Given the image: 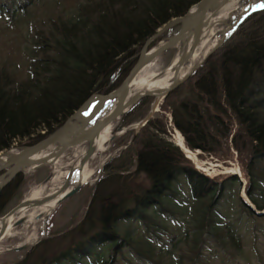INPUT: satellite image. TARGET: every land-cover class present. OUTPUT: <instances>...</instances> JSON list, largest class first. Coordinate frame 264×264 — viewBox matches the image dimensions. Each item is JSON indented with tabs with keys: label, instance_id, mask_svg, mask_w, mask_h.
Returning a JSON list of instances; mask_svg holds the SVG:
<instances>
[{
	"label": "trees",
	"instance_id": "trees-1",
	"mask_svg": "<svg viewBox=\"0 0 264 264\" xmlns=\"http://www.w3.org/2000/svg\"><path fill=\"white\" fill-rule=\"evenodd\" d=\"M198 1L75 0L64 5L60 0H0V31H18L23 48L18 65L0 62V151L15 142H38L91 95L115 89L143 42ZM159 107L161 113L132 133L126 149L103 166L81 220L45 234L13 264H121L115 256L122 250L141 264H211L230 250L241 251L240 236L232 224H221L213 207L223 191L233 184L238 189L239 182L234 175L218 181L199 174L163 137L172 130L164 114H170L187 150L220 161L234 151L247 200L256 210L264 208V9L248 14ZM129 114L120 123L135 120L127 119ZM178 176L194 208L174 205L179 195L170 184ZM140 177L141 184L136 183ZM24 181L18 174L0 189V217ZM237 201L249 218L255 216ZM173 207L191 222L179 239L188 250L176 258L146 235L150 231L161 241L159 230H166L163 224H147L152 219L146 213L158 208L173 215ZM125 221L143 222L146 230L139 235L127 227L120 230ZM207 249L210 256L204 254Z\"/></svg>",
	"mask_w": 264,
	"mask_h": 264
},
{
	"label": "rangeland",
	"instance_id": "rangeland-1",
	"mask_svg": "<svg viewBox=\"0 0 264 264\" xmlns=\"http://www.w3.org/2000/svg\"><path fill=\"white\" fill-rule=\"evenodd\" d=\"M49 1L52 0H47V2ZM60 1L64 5H69L75 0ZM251 3L253 6L259 5V3H264V0H251ZM44 4H46V0H44ZM17 32L18 31L3 33L0 31V62L6 59L5 61L13 63L14 66L19 64L18 57L23 48L20 44L19 36L16 35ZM174 32L175 29L173 28L163 33L158 38V40L167 37ZM220 37L221 36H219L217 40L220 39ZM155 43L156 41L151 43L150 47ZM175 55L176 49H170L162 53L151 62L150 66L147 68L148 70L146 69V73L163 72L167 67H169V64L173 62L176 57ZM162 100L163 99L160 100V104L162 103ZM151 101L152 99L150 97L142 98L137 101L136 104L128 110L130 111V114L126 117L127 119L135 120L131 121L130 124L120 123V119L117 120L116 125L111 131V135L117 133L121 128L138 123L140 119L144 117L149 111ZM159 106L160 105H157L156 112L153 113L152 118L157 117L161 113ZM164 116L167 120V127H171L172 130L167 131L166 135H164L163 137L167 141L171 143L173 142L177 147H179L176 144L175 138V136L179 132L173 129V127L171 126L170 114L166 112ZM134 132L135 130L125 131L116 138L108 141L105 145L104 151L92 155L84 165L86 171L92 173L87 179L88 181L82 184V186H80L72 196L60 202L48 216L42 219L34 220L32 225L30 226L25 224L23 221L21 224L13 227V229L7 236L0 239V264H13L18 262L22 258L25 251L38 243L45 236V234L58 232L65 228L68 229L74 224H77L81 220L89 204L92 186L95 184L96 180L103 175L101 171L103 166L111 159L116 158L119 154H121V152L126 149L128 139ZM82 146L85 145L69 148L53 166L43 167L26 174H21L25 177L24 184L20 188L19 192L9 200L3 215L15 205H17L20 201L28 199L30 193L33 190H40L41 198L46 195L52 194L62 184L66 169L73 164L79 154V147ZM14 147H16V142L12 144L11 148ZM180 150L183 152L181 148ZM193 153L199 161L203 162L202 166L197 167L195 163L186 156L185 153L184 155L186 156V159L188 158L189 161L191 160L190 163L192 167L199 174L209 179L218 178V181H221L227 176L231 175L228 173L224 174V171L220 166L236 167L239 170V164L235 160L236 154L234 153V151L230 150L231 156L229 157V160L226 161L217 160L216 158L202 153L199 150H194ZM132 171L133 168L130 167L129 172ZM238 176L239 175H235L237 181L240 184L239 188L237 189L236 184H233V186L231 187L232 189H230L229 191H223L221 196H219L217 200L216 206L214 205L213 207L214 210L216 212L218 211V213L220 214L221 224H232L231 226L235 230V234L240 236L241 238L240 243L242 245V249L239 253H234L230 250L226 253L227 257L221 261L222 263L219 262V260H216L214 262H211V264H264V215L263 217L254 216L253 218H249L246 215V212L239 208L237 199L242 195V193L244 194V192H242V188L245 185V181L244 183H241ZM240 176V179L242 178L244 180L241 172ZM142 180V177H140V179H137L135 181L136 183H139L140 181L141 184ZM170 188H173V191L178 192L179 195L173 199L177 201H173L175 203L174 205H176V208H179L177 207V204L183 207H185L184 204H191L190 206L194 208V205H192L194 204V201H191L189 192L186 188V185L184 184V178L182 176L176 177L175 180L171 182ZM171 210L174 211L173 215L162 213V211H160L158 208L153 209L155 213L149 210L146 214H149L152 221L150 223L147 222V224H163L165 225L166 230H159L161 241L155 240L152 237L150 231L146 235L151 237L152 243L157 244L155 245L157 249L161 248L165 250V252L169 254L170 257L176 258L179 255H185L186 251L188 250V247L186 245L179 243L181 242L179 241V239H182L181 237H183L184 231H190L189 224H191V222L188 221V216L182 214L180 216L178 215L181 209H175L173 207ZM118 227L120 230L127 227L133 230L135 235L142 234V232H145L146 230L143 222L140 221L121 222L119 223ZM19 247H25V249L22 251L15 250ZM206 251L208 252L204 253L205 256H210L211 253L208 254L209 249H207ZM123 255H126V259H122L124 257ZM115 258L117 260H121V264H141L136 263L134 258L124 250H122L121 255H116ZM161 260L165 262L163 256Z\"/></svg>",
	"mask_w": 264,
	"mask_h": 264
},
{
	"label": "water",
	"instance_id": "water-1",
	"mask_svg": "<svg viewBox=\"0 0 264 264\" xmlns=\"http://www.w3.org/2000/svg\"><path fill=\"white\" fill-rule=\"evenodd\" d=\"M226 2L227 0H199L190 6L185 14L166 22L143 42L137 54L136 61L115 89L104 95H91L59 127L38 142L29 146H16L8 150L0 151L1 189L16 175L26 174L43 167L53 166L69 148L85 145V150L83 151L77 168L70 165L66 169L62 184L52 194L36 200L25 199L20 201L2 217H9L20 209H34L40 207L56 198L60 193L63 194L57 198L55 207L63 200L72 196L82 184H75L69 188L71 176L75 169L80 171L86 164L87 160L93 155L92 145L99 133L114 120H119L123 114L128 112V110L136 104L137 101L142 98L150 97L152 101L147 114L138 123L121 128L117 133L112 134L108 141L116 138L127 130H135L133 133V135H135L139 128L144 126L145 123L152 118L153 113L156 112L157 105H160V100L182 84L201 65V63L233 33L235 28L248 14L259 9L257 8V5H252L251 0H248L246 8L239 14L229 31L220 37L201 62L193 66L186 75L179 77L176 74L178 68L186 65L187 60L193 54V51L199 44V41L208 28L211 20ZM173 28L175 29L173 34L158 40L163 33ZM155 41L156 43L150 47V44ZM187 43H189V47L183 50L184 45ZM170 49H176V60L172 66L174 77L169 86L160 90L161 97L157 98L149 93H144L136 98L125 101L127 87L135 76L159 55ZM123 57H125V55H122V58ZM169 65H171V63ZM100 80L101 78L97 80L94 87L99 84ZM111 101L114 103L113 108L103 118L99 117L100 113L103 109L109 106ZM70 133H72L70 136H65ZM130 142L131 140L128 144ZM172 144L176 146L173 142ZM49 145H54V151L49 152L46 156H39ZM177 148L184 155L180 148ZM184 157L186 158L185 155ZM240 198L242 199L243 204L248 207L255 216L261 217L264 215V208L256 210L248 200L247 203L241 196ZM42 218L44 217L40 214L35 216V220ZM22 222L23 220H16L12 224V227H16ZM5 229L6 227L2 225L0 228V239ZM24 249L25 247H19L15 250L22 251Z\"/></svg>",
	"mask_w": 264,
	"mask_h": 264
},
{
	"label": "bare ground",
	"instance_id": "bare-ground-1",
	"mask_svg": "<svg viewBox=\"0 0 264 264\" xmlns=\"http://www.w3.org/2000/svg\"><path fill=\"white\" fill-rule=\"evenodd\" d=\"M247 3L248 0H227L226 4L221 9H219L217 14L211 20L208 28L203 34L201 40L199 41V44L193 51L191 57L187 60L186 65L178 68L176 74L179 77H183L184 75H186L193 66L197 65L199 62L202 61V59L208 53V51L211 50V48L219 40V39L217 40V38L219 36H222L223 34H226L229 31V29L235 23L239 14L246 8ZM188 47H189V43L184 45L183 50L187 49ZM175 60L176 57L171 63V65H169V67H167L163 72L160 73H154V72L146 73V69L150 66L151 63L148 64L145 68H143L128 85L125 101L136 98L144 93H149L153 96H156L157 98L158 97L160 98L161 97L160 90L169 86L173 80L174 72L172 71V66ZM113 104H114L113 101H111L109 106L103 109L99 117L103 118L104 116H106V114H108V112H110V110L113 108ZM116 122L117 120H114L111 124L106 126L95 138L92 145L93 155L105 150V145L110 138L111 131L116 125ZM71 134L72 133L65 136H70ZM175 138H176V144L183 150L186 156L189 159H191L197 167L202 166L203 162L199 161L193 152L187 150L184 147L182 137L180 136L179 133H177ZM84 150H85V146L79 147V154L71 166L77 168L79 160ZM53 151H54V145H49L42 153H40L39 156H46L49 154V152H53ZM220 167L223 169L224 174L226 173L234 174V175H239V177H241L240 172L236 167H222V166ZM91 174H92L91 172L86 171L85 166L80 171L75 169L71 176L69 188L74 186L75 184H79V183L84 184L86 181H88L87 179L90 177ZM61 194L63 193H60L56 198L50 200L49 202L45 203L40 207L34 209H20L17 212L10 215L9 217H2L0 219V228L3 225L6 227V229L1 239L7 236L11 232V230L13 229L12 224L16 220L19 219L23 220L25 224L30 226L34 222L35 216L37 214H40L42 217H46L47 215H49L53 210V208L55 207V202L57 198L61 196ZM241 197L248 203L243 193ZM39 198H41L40 190L36 189L30 193L27 200H36Z\"/></svg>",
	"mask_w": 264,
	"mask_h": 264
},
{
	"label": "snow or ice",
	"instance_id": "snow-or-ice-1",
	"mask_svg": "<svg viewBox=\"0 0 264 264\" xmlns=\"http://www.w3.org/2000/svg\"><path fill=\"white\" fill-rule=\"evenodd\" d=\"M257 8H259V9H264V3L259 4V5L257 6Z\"/></svg>",
	"mask_w": 264,
	"mask_h": 264
},
{
	"label": "flooded vegetation",
	"instance_id": "flooded-vegetation-1",
	"mask_svg": "<svg viewBox=\"0 0 264 264\" xmlns=\"http://www.w3.org/2000/svg\"><path fill=\"white\" fill-rule=\"evenodd\" d=\"M239 200H241V198H240V196H239V198H238ZM242 201V200H241Z\"/></svg>",
	"mask_w": 264,
	"mask_h": 264
}]
</instances>
